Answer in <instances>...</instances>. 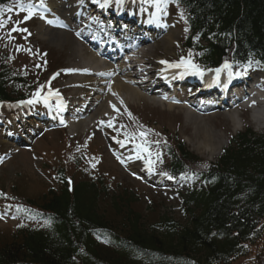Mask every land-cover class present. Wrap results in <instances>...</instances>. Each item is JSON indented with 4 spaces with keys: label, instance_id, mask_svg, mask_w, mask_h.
Instances as JSON below:
<instances>
[{
    "label": "trees",
    "instance_id": "trees-1",
    "mask_svg": "<svg viewBox=\"0 0 264 264\" xmlns=\"http://www.w3.org/2000/svg\"><path fill=\"white\" fill-rule=\"evenodd\" d=\"M14 1L0 0V17ZM174 1L188 23L185 46L201 51L200 61L228 57L264 67V0ZM8 59L0 55V103L25 97L33 86ZM167 153L171 176L199 158L181 141ZM195 175L198 185L181 194L178 213L153 220L125 190L111 197L109 210L101 209L110 198L102 180L74 182L60 168L56 186L27 199L24 210L31 209L35 222L0 235V264H232L264 231V134L249 127L238 132L218 161ZM97 232L118 247L98 242Z\"/></svg>",
    "mask_w": 264,
    "mask_h": 264
},
{
    "label": "rangeland",
    "instance_id": "rangeland-1",
    "mask_svg": "<svg viewBox=\"0 0 264 264\" xmlns=\"http://www.w3.org/2000/svg\"><path fill=\"white\" fill-rule=\"evenodd\" d=\"M28 1L34 2L19 0L9 14L0 17V21H3L0 25V55L7 54L12 68L25 71L29 84L33 85L26 91L32 92L35 87L40 95L47 91L57 92L59 86L54 82L48 83L46 79L52 78V71L58 68L65 70L61 78L66 80L69 75L66 70L70 65L92 64L84 52L83 55L76 54V61L70 56V46L84 49L73 33L45 29L37 23V15L36 19L33 18L30 8V18L24 19L29 13V9L23 10ZM73 1L69 0L70 3ZM181 11L179 7L168 11V20L171 22L169 31L144 50L146 55L140 56V59L147 63L149 60L169 59V63L164 64L168 66L173 62L170 60L180 61L184 57L183 53L188 50L184 48L183 42L188 32L185 15ZM57 32L67 35L66 44L60 42ZM173 32L176 34L174 42L168 45L166 38ZM115 78L120 79L121 75ZM108 81L99 105L90 112L88 118L81 117L80 122L75 121L68 130L41 128L35 136L27 138V142L19 144L9 140L5 134H0V193L3 191L6 194L0 200V212L3 213L0 218L1 236H9L12 229L22 222H34L32 213H29L31 209L25 213L18 210L24 208L22 205H27L29 197L38 198L48 187L56 186L57 170L60 168H64L69 176L74 175V182L102 180L110 198L102 204L101 209L109 210L111 197L125 190L140 198L137 209L153 220L167 211L178 213L180 196L176 192L183 185L191 183L194 177L186 178V181H174L175 184L164 183L166 177L160 169H167L169 165V155L162 153L166 145L175 146L181 140L194 156L199 157L197 162H187L186 169L198 172L219 158L223 147L236 133L247 127L264 133V122L256 123L252 119V114L264 112L260 107L253 111L238 108L228 112L230 116L227 118L223 113L197 115L177 104L171 107L167 103L150 106L144 100V105H138L130 92L125 96L130 104L122 107L119 119L112 117L101 120L99 113L105 112L104 98L109 95L111 78ZM115 82L114 86L118 80ZM97 120L99 124L95 122ZM85 122L86 125H83ZM141 133L145 135L141 136ZM210 133L217 136L213 145L205 143L204 136ZM144 141H147V151L138 153L137 145ZM138 154L144 159H137ZM145 160L152 162L151 171ZM4 210L10 214L6 215ZM249 248L247 256L236 259L232 264H264V231Z\"/></svg>",
    "mask_w": 264,
    "mask_h": 264
},
{
    "label": "bare ground",
    "instance_id": "bare-ground-1",
    "mask_svg": "<svg viewBox=\"0 0 264 264\" xmlns=\"http://www.w3.org/2000/svg\"><path fill=\"white\" fill-rule=\"evenodd\" d=\"M76 2H78V0H76ZM45 4L52 6L53 2H52V0H45ZM56 4H58V2L55 3V1H54V5H56ZM52 28H49L48 30H53V31L56 30V29H54V27H52ZM57 34L60 35V36L56 35L57 38L60 40V42H62L63 44H66L67 43L66 39L68 38L67 35L65 36L62 32H57ZM175 35H176L175 32H173L169 35L168 38H166L168 45H169V43L172 44V42H174ZM69 48H70V52H71L70 56L74 57V61L77 60L76 54H82L83 55V52H84L85 55L87 54L86 57L88 58V61L92 65L85 66V64L82 65L81 63H76V64H74V66L70 65L71 67L69 69H73L75 71L76 75L71 76L67 82L60 83L61 81H59V80L53 81V79L48 81L47 77H46V79H47L48 83H50L51 81H53L54 84L56 83L59 86V90L62 91L63 93H68V97H67L68 99L77 100V101L73 102L74 105L85 106L87 102L82 100L81 98L88 97L89 95L93 94L92 91L94 90V88H96V85H97L95 78H93L92 72L89 71V70H98V69L93 68V67H95V65L92 63V60L95 61V58L86 49L80 50L78 48H75L74 46H70ZM97 62L99 63V60H97ZM143 69H145L146 72L151 71V67L144 66ZM127 72L129 74L135 76V77H138L133 72H129V71H127ZM86 75H89V76H86ZM117 80H118V83L114 86V83H116L115 81H117ZM101 82H103L102 84L107 83L106 78L102 79ZM140 82L143 84V81H140ZM128 92H130V95H132V97H134V101L138 105H144V100H147V102L150 106L157 105L153 101L154 99L147 98V96H145V94H143L140 90H138L136 87L131 85L125 79L113 78L112 82L110 84L109 95L107 93L108 96H106L104 98L105 99L104 105H105L106 114H105V112L99 113V114H101V117H100L101 120H105V118H107L106 120H109L112 117H116L117 119H119L118 114L121 112L122 107L130 104L128 101L129 100L128 97H125V96H127L126 94H129ZM120 99H123V101H120ZM263 99H264V97H263ZM113 105H115V108H113ZM169 105H170V107L172 106V104H169ZM222 115L225 118L230 116V114H227V113H223ZM252 119L256 123H259V122L263 123L264 122V113L252 114ZM78 120H81V119H78ZM95 122H97L98 124L100 123L99 120H97ZM84 124L86 125V122L83 123V125ZM216 137H217L216 135L211 134V133L207 136H204V138L207 141L205 143L206 144L210 143L211 145L215 144L213 142H215ZM220 147L222 148L223 144H221Z\"/></svg>",
    "mask_w": 264,
    "mask_h": 264
},
{
    "label": "snow or ice",
    "instance_id": "snow-or-ice-1",
    "mask_svg": "<svg viewBox=\"0 0 264 264\" xmlns=\"http://www.w3.org/2000/svg\"><path fill=\"white\" fill-rule=\"evenodd\" d=\"M150 2L154 3L157 7V9L159 10L164 4H166L168 2V0H150ZM39 3L42 5V6H45V0H39ZM31 10L29 9V13L28 15H26L24 17V19H29L30 16H31ZM3 21H0V25H2ZM22 31H27V29H21ZM161 63L163 64H168L169 62L168 61H161ZM171 67H177V68H180V67H183L185 68V71H191L192 74H195V75H203V72L202 70L199 68L198 65L194 64L191 62V59H188V60H184L183 58H181V61L180 62H176V63H172L170 64ZM223 67H229L230 68V65L225 62V64L223 65ZM66 71H74L73 69H67ZM211 71V70H209ZM217 75L219 74V72L221 71V69H215ZM244 73H241V72H237L235 73L236 76H240V75H243ZM232 73L230 72L229 73V76L231 77ZM54 78V77H53ZM49 95H56V96H59V93L58 91L57 92H49ZM39 100H43L44 103H48V97L46 96H41L40 93H39V90L37 91V93L35 94V97L33 100H28V101H21L20 103H28V104H32L34 103L35 101H39ZM58 107H62V105H58ZM113 108H115V105H113ZM130 115V113H129ZM111 123H109V127H111ZM141 136H144L145 134L144 133H141L140 134ZM146 144H147V141H144L142 144L140 145H137V150H138V153L140 151H147V147H146ZM149 155H151V153H149ZM137 159H144V157L140 156L139 154L137 155ZM145 164L149 167V171L152 170L151 168V164L152 162L150 160H145ZM0 195H6L4 193H0Z\"/></svg>",
    "mask_w": 264,
    "mask_h": 264
}]
</instances>
